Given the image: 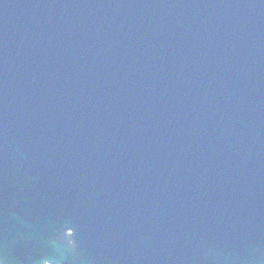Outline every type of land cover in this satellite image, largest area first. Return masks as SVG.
<instances>
[{"label": "water", "instance_id": "water-1", "mask_svg": "<svg viewBox=\"0 0 264 264\" xmlns=\"http://www.w3.org/2000/svg\"><path fill=\"white\" fill-rule=\"evenodd\" d=\"M2 264H264V0H0Z\"/></svg>", "mask_w": 264, "mask_h": 264}, {"label": "clouds", "instance_id": "clouds-1", "mask_svg": "<svg viewBox=\"0 0 264 264\" xmlns=\"http://www.w3.org/2000/svg\"><path fill=\"white\" fill-rule=\"evenodd\" d=\"M0 264H2V262H0Z\"/></svg>", "mask_w": 264, "mask_h": 264}]
</instances>
